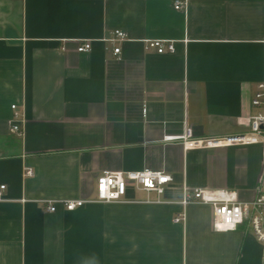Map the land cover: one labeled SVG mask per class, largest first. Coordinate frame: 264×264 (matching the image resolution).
Listing matches in <instances>:
<instances>
[{
	"label": "crops",
	"instance_id": "1",
	"mask_svg": "<svg viewBox=\"0 0 264 264\" xmlns=\"http://www.w3.org/2000/svg\"><path fill=\"white\" fill-rule=\"evenodd\" d=\"M175 1L0 0V264H264L251 227L215 230L210 205L174 221L185 189L258 193L263 145L187 149L181 137L243 133L264 110L251 104L264 0ZM115 29L128 39L107 41ZM148 39L176 50H147ZM141 170L172 181L162 194L129 184L125 201L46 208L95 199L107 171Z\"/></svg>",
	"mask_w": 264,
	"mask_h": 264
},
{
	"label": "built area",
	"instance_id": "2",
	"mask_svg": "<svg viewBox=\"0 0 264 264\" xmlns=\"http://www.w3.org/2000/svg\"><path fill=\"white\" fill-rule=\"evenodd\" d=\"M185 7L186 1H175V9L181 10ZM127 39V33L120 29H115L106 38L113 44ZM92 48V40H77L76 50L78 52H90ZM145 48L147 50L155 49L160 54L173 53L176 50L174 41L168 39H148L145 41ZM62 49L65 50V47ZM120 53L121 47L114 46L112 54L118 56ZM251 104L255 107L264 106V82L258 84V91L251 99ZM12 107L15 109L16 105H12ZM11 130L13 132L20 131V126L15 120H13ZM181 138L187 149L247 144L264 146V110H259L250 116L249 128L243 133L201 139L195 138L192 129L188 128ZM26 173L32 175L33 171L29 169ZM171 181L170 174L159 170L107 171L97 178L95 199L49 200L46 201V208L50 212H55L59 204L67 210H74L93 201L100 203L125 201L129 184L146 192L162 194ZM4 188L5 185H1V189ZM160 201L157 200V202ZM176 202L183 207V211L175 217V222L185 219V209L189 204H207L212 207V224L215 230L228 231L247 224L251 227L256 239L264 245V178L260 183L256 197L249 201L239 200L237 193L230 189L188 188L185 189L182 198Z\"/></svg>",
	"mask_w": 264,
	"mask_h": 264
}]
</instances>
